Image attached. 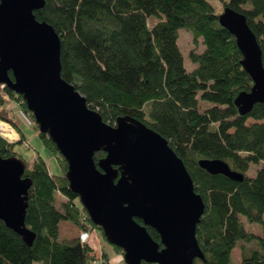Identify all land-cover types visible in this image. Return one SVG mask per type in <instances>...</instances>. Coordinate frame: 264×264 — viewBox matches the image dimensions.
Wrapping results in <instances>:
<instances>
[{
	"label": "trees",
	"instance_id": "16d2710c",
	"mask_svg": "<svg viewBox=\"0 0 264 264\" xmlns=\"http://www.w3.org/2000/svg\"><path fill=\"white\" fill-rule=\"evenodd\" d=\"M219 1L216 11L209 0H45L34 15L60 37L62 78L105 123L135 119L162 135L183 161L205 204L195 234L204 260L194 264H232L235 248L242 263L264 264V103L239 113L234 100L251 89L252 80L241 65L235 37L218 21L225 6L241 12L256 36L264 66V0ZM181 29L191 33L194 45L198 40L203 45L200 52L189 50L196 64L191 71L185 69L177 43ZM8 102L30 114L22 96L0 84V108L13 113ZM32 121L61 173L51 174L38 154L31 167L25 163L23 176L32 180L25 225L35 237L27 245L0 222V264H91L95 230L105 240L103 232L69 189L66 160ZM9 122L23 142L18 126L12 118ZM17 143L0 136V156H18ZM104 156L98 151L94 160ZM200 159L223 160L243 179L209 174L199 166ZM251 166L253 176L248 175ZM243 217L257 230L246 229ZM62 220L90 234L89 241L59 240ZM147 231L159 242L154 229ZM112 247L123 261L121 249ZM103 255L105 264H111Z\"/></svg>",
	"mask_w": 264,
	"mask_h": 264
},
{
	"label": "water",
	"instance_id": "95a60500",
	"mask_svg": "<svg viewBox=\"0 0 264 264\" xmlns=\"http://www.w3.org/2000/svg\"><path fill=\"white\" fill-rule=\"evenodd\" d=\"M44 4L0 0V84L22 96L38 131L48 134L66 160L69 189L106 242L121 249L125 264L204 260L195 234L205 204L183 161L162 135L135 119L105 123L62 78L60 37L34 15ZM218 21L235 37L241 65L252 80L251 89L234 100L244 115L264 103L262 51L241 12L225 6ZM98 151L105 156L96 162ZM198 164L209 174L243 179L223 160L200 159ZM24 171L19 157L0 156V222L31 245L35 234L25 225V216L32 180ZM147 227L156 231L159 242Z\"/></svg>",
	"mask_w": 264,
	"mask_h": 264
},
{
	"label": "rangeland",
	"instance_id": "374dc122",
	"mask_svg": "<svg viewBox=\"0 0 264 264\" xmlns=\"http://www.w3.org/2000/svg\"><path fill=\"white\" fill-rule=\"evenodd\" d=\"M209 1L212 4H214L216 11L220 10L221 3L219 0H209ZM178 34L179 37L177 43L183 54L184 67L187 71H191L196 67V64L190 61L188 55L189 50L196 47V50L200 52L203 49V45L200 40H198V43L194 45L191 33L185 29L179 30ZM8 105L12 108L14 112L8 114L1 107L0 119L10 123L9 120L10 118H12L13 122L18 126L19 130L24 135V141L22 142V140L20 141V133H18L17 129L14 128L15 126L13 127V124L10 123L16 132V136L18 137L16 142H21L15 144V151L18 154L17 157L20 156L19 158L22 159L27 164V167H31L34 157L38 154L46 162L51 174L54 175L60 174L61 171L59 169V165L57 163L56 157L52 155V153L46 147H44L42 141L37 135V131L33 128L32 119L34 118L33 116H30L32 115L31 112L28 110V112L30 113L28 114L25 111L20 110L16 106L17 104L13 102H8ZM206 105L208 106L210 105V103H207ZM11 137H13V135H11ZM254 172H255V166H251L250 170L248 171V175L253 176ZM59 198L60 200H66V198L62 195H59ZM243 222L246 229L251 231L257 230L256 225L247 222L244 219V217H243ZM58 230L60 236L59 240L67 241L79 237L82 241L88 242L90 239V234L85 232H80L75 225H73L71 222L66 220H62L59 222ZM93 242L96 247L95 249L96 253H100V252L106 253V256L111 259L110 261L111 264H125L124 261H122L121 257L114 251L113 247L102 238V235L97 229L95 230V237L93 239ZM231 258H232V264H242L241 262L242 260L238 248L233 249L231 253Z\"/></svg>",
	"mask_w": 264,
	"mask_h": 264
},
{
	"label": "built area",
	"instance_id": "2783aa9c",
	"mask_svg": "<svg viewBox=\"0 0 264 264\" xmlns=\"http://www.w3.org/2000/svg\"><path fill=\"white\" fill-rule=\"evenodd\" d=\"M5 124L8 127H5ZM6 134V136H5ZM11 135H13V137H11ZM0 136L3 137L4 139H6L8 142H14L17 140V136H16V132L14 130V128L11 126L10 123H8L7 121H3L0 119ZM94 252V259L92 260L91 264H105L106 263V258H104L105 256L103 255V252L100 253H96V248L93 247Z\"/></svg>",
	"mask_w": 264,
	"mask_h": 264
},
{
	"label": "bare ground",
	"instance_id": "6f19581e",
	"mask_svg": "<svg viewBox=\"0 0 264 264\" xmlns=\"http://www.w3.org/2000/svg\"><path fill=\"white\" fill-rule=\"evenodd\" d=\"M5 127H8L6 124H5ZM6 136V135H5Z\"/></svg>",
	"mask_w": 264,
	"mask_h": 264
},
{
	"label": "crops",
	"instance_id": "0c3cea01",
	"mask_svg": "<svg viewBox=\"0 0 264 264\" xmlns=\"http://www.w3.org/2000/svg\"><path fill=\"white\" fill-rule=\"evenodd\" d=\"M60 237V236H59Z\"/></svg>",
	"mask_w": 264,
	"mask_h": 264
}]
</instances>
